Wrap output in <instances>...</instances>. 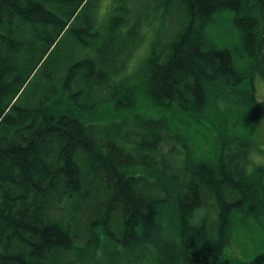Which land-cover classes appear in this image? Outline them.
I'll list each match as a JSON object with an SVG mask.
<instances>
[{
	"label": "trees",
	"instance_id": "obj_1",
	"mask_svg": "<svg viewBox=\"0 0 264 264\" xmlns=\"http://www.w3.org/2000/svg\"><path fill=\"white\" fill-rule=\"evenodd\" d=\"M116 3L0 0V264H222L264 224V0Z\"/></svg>",
	"mask_w": 264,
	"mask_h": 264
},
{
	"label": "rangeland",
	"instance_id": "obj_2",
	"mask_svg": "<svg viewBox=\"0 0 264 264\" xmlns=\"http://www.w3.org/2000/svg\"><path fill=\"white\" fill-rule=\"evenodd\" d=\"M214 18L217 21L209 27L208 34L214 38L219 46L231 49L235 63L240 66H247L246 58L242 52L240 34L233 23L232 12L225 9L215 14ZM151 34L150 31L148 33L149 37H151ZM145 45H147V42H144ZM143 52L144 49L140 48L138 55L140 56ZM137 68L138 61L135 58L129 70L135 72ZM255 87H257L260 105L263 104V106L261 119L255 129L256 136L253 139H256L257 144L264 148V80L259 75L256 77ZM261 214L262 219H264L263 211ZM244 221L245 223L240 220L237 222V225L240 226L238 230L233 225L231 241L224 251L222 264H252L255 255L264 252V224L261 226L250 216H246Z\"/></svg>",
	"mask_w": 264,
	"mask_h": 264
},
{
	"label": "clouds",
	"instance_id": "obj_3",
	"mask_svg": "<svg viewBox=\"0 0 264 264\" xmlns=\"http://www.w3.org/2000/svg\"><path fill=\"white\" fill-rule=\"evenodd\" d=\"M116 0H98L95 11V22L97 27H101L110 18L112 12L117 7ZM249 155L251 159L249 164L255 168L257 166H264V148L259 144H254L250 149Z\"/></svg>",
	"mask_w": 264,
	"mask_h": 264
}]
</instances>
